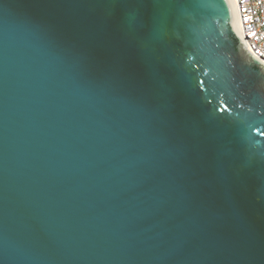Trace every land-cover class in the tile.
<instances>
[{"label":"water","instance_id":"water-1","mask_svg":"<svg viewBox=\"0 0 264 264\" xmlns=\"http://www.w3.org/2000/svg\"><path fill=\"white\" fill-rule=\"evenodd\" d=\"M0 264H264L233 0H0Z\"/></svg>","mask_w":264,"mask_h":264},{"label":"built area","instance_id":"built-area-1","mask_svg":"<svg viewBox=\"0 0 264 264\" xmlns=\"http://www.w3.org/2000/svg\"><path fill=\"white\" fill-rule=\"evenodd\" d=\"M248 51L264 64V0H233Z\"/></svg>","mask_w":264,"mask_h":264}]
</instances>
